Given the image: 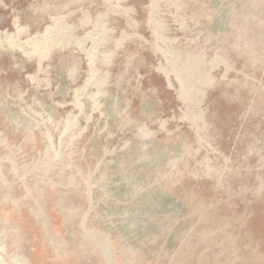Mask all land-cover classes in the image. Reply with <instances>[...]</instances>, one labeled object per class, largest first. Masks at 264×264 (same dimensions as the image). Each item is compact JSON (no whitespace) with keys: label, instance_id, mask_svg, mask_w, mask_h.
<instances>
[{"label":"rangeland","instance_id":"1","mask_svg":"<svg viewBox=\"0 0 264 264\" xmlns=\"http://www.w3.org/2000/svg\"><path fill=\"white\" fill-rule=\"evenodd\" d=\"M0 264H264V0H0Z\"/></svg>","mask_w":264,"mask_h":264}]
</instances>
